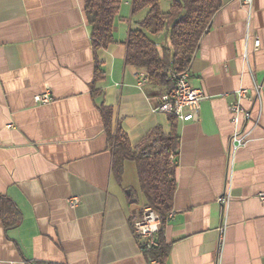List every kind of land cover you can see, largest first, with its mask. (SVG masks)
<instances>
[{"label": "crops", "instance_id": "1", "mask_svg": "<svg viewBox=\"0 0 264 264\" xmlns=\"http://www.w3.org/2000/svg\"><path fill=\"white\" fill-rule=\"evenodd\" d=\"M131 1L121 2L115 41L94 52L83 0H0V197L21 212L16 227L0 221V264H156L134 229L147 206L137 164L125 159L119 177L112 169L117 125L131 146L172 127L158 110L168 88L141 83L145 70L125 63L128 31L144 16L132 15ZM221 1L188 71L206 98L197 120L175 122L164 264H264V0ZM153 38L159 51L169 46L168 32ZM46 90L51 101L37 102ZM238 101L250 115L235 125L229 105ZM101 107L111 109L108 128ZM236 127L246 141L231 155Z\"/></svg>", "mask_w": 264, "mask_h": 264}, {"label": "trees", "instance_id": "2", "mask_svg": "<svg viewBox=\"0 0 264 264\" xmlns=\"http://www.w3.org/2000/svg\"><path fill=\"white\" fill-rule=\"evenodd\" d=\"M84 15L90 26L91 45L94 52L106 48L115 41L114 25L122 0H83ZM221 0H171L166 11L161 9L160 0H132L131 13L144 11L137 26L130 28L124 41L125 63L146 72L147 81L152 85H174L176 74L188 72L203 35L209 31L215 14L222 7ZM168 32L169 46L158 50L154 36ZM95 80L102 77L101 63L95 57ZM98 94L99 89H92ZM105 126L108 128L111 109L101 107ZM177 117L169 113L172 123L170 132L161 126L153 128L142 142L131 146L126 132L117 125L110 137L113 153L112 169L119 177L125 159L137 164L140 187L147 206L159 217V228L142 243L143 251L156 261L164 264L168 246L164 240V228L173 208L176 190L175 171L180 137L176 130ZM0 221L5 228L16 227L21 222V212L7 197H0ZM148 241L150 246H146ZM33 264H53L35 262Z\"/></svg>", "mask_w": 264, "mask_h": 264}, {"label": "built area", "instance_id": "3", "mask_svg": "<svg viewBox=\"0 0 264 264\" xmlns=\"http://www.w3.org/2000/svg\"><path fill=\"white\" fill-rule=\"evenodd\" d=\"M245 4H250L252 0H242ZM260 41L255 40L254 46L258 47ZM174 85L168 89L161 96V102L158 110L162 112L172 113L177 118L183 121L197 120L200 102L206 98L202 90L194 88L190 84L188 72L176 74L174 77ZM147 81L146 74L141 73V83ZM254 102L261 101V86L255 84L252 88ZM238 98L246 97L248 90L241 88L236 92ZM35 100L40 103H48L51 101L49 91L46 90L42 94L35 96ZM231 113V121L237 125L240 117L248 118L250 112L245 109L240 102H235L229 105ZM246 132L243 128L236 127L230 136L229 141V154L233 155L238 148L243 146L246 141ZM258 198L264 202V192L258 194ZM222 200V198H221ZM69 204L75 206L78 203V198L73 197L69 199ZM159 228V217L157 213L150 207L146 206L142 217L134 221V229L138 236L149 239ZM151 242L148 241L146 246H150Z\"/></svg>", "mask_w": 264, "mask_h": 264}, {"label": "rangeland", "instance_id": "4", "mask_svg": "<svg viewBox=\"0 0 264 264\" xmlns=\"http://www.w3.org/2000/svg\"><path fill=\"white\" fill-rule=\"evenodd\" d=\"M162 9L164 11H166L168 9V7L166 6L165 0H162ZM121 15H123L124 17H129V15H130V6H129V9H128V14H121Z\"/></svg>", "mask_w": 264, "mask_h": 264}]
</instances>
